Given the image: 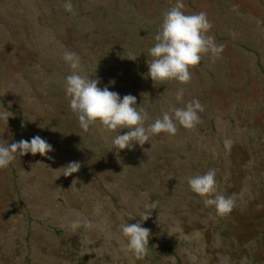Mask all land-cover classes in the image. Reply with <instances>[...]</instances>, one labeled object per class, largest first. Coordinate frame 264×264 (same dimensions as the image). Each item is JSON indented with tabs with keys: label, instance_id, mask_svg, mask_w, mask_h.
<instances>
[{
	"label": "rangeland",
	"instance_id": "obj_1",
	"mask_svg": "<svg viewBox=\"0 0 264 264\" xmlns=\"http://www.w3.org/2000/svg\"><path fill=\"white\" fill-rule=\"evenodd\" d=\"M64 2L0 0V112L12 115L0 119V140L38 135L53 147L0 169V264H264V0H183L186 14L207 13L208 34L224 46L190 69L188 84L148 75L175 0H71L72 13ZM66 50L98 87L135 96L146 125L192 99L204 106L201 123L117 152V132L84 131L71 110ZM70 162L81 168L65 177ZM210 169L218 191L235 199L226 216L185 179ZM146 211L149 251L137 258L122 250L120 226ZM77 219L92 227L72 229Z\"/></svg>",
	"mask_w": 264,
	"mask_h": 264
},
{
	"label": "clouds",
	"instance_id": "obj_2",
	"mask_svg": "<svg viewBox=\"0 0 264 264\" xmlns=\"http://www.w3.org/2000/svg\"><path fill=\"white\" fill-rule=\"evenodd\" d=\"M62 6L69 13L74 10L71 0H65ZM185 7L183 0H175V4L163 13L160 30L154 37L156 43L149 49V55L153 59L147 62L148 75L154 82L176 80L181 84H188L192 80L190 69L198 66L206 55L220 58L224 50V46L218 45L215 37L208 34L213 25L208 20L207 13L201 11L186 14ZM63 59L72 70L65 78V91L70 97V108L77 115L80 127L88 131L90 126L96 125L101 131L117 132L112 140L117 152L131 149L134 144L143 146L146 142L149 143L152 136L162 132L175 136L178 125L191 130L201 123L199 113L204 111V106L198 99H192L184 107H170L153 123L146 125L149 114L142 107L137 106L135 96L128 94L121 98L107 86L103 89L98 87L99 79L81 74V62L77 53L66 50ZM130 59L135 60L136 57L132 56ZM110 83L114 84L115 81ZM183 97L184 89L181 88L177 91L175 99L177 102H182ZM10 116L12 115L7 111L0 112V119L6 122ZM122 129L128 131L121 134L118 130ZM232 143L230 139L224 141L227 149L231 148ZM51 151H53L52 145L38 135L32 137L30 141L21 139L10 145L0 140V169L9 167L16 160L17 154L20 157L28 153L47 156ZM80 168L79 162H70L60 169L63 170V176L67 177L78 172ZM185 179L191 191L204 199L205 206H213L218 215L226 216L235 208V199L218 191L215 169ZM74 182L75 180L72 184ZM152 209H155L154 205ZM151 212L146 211L136 215L140 217L136 223H125L120 226L122 235L127 241L122 245V250L132 252L137 258H143L149 251L151 232L142 225L150 218ZM136 216L129 215V220ZM81 226L91 228L92 224L87 219L83 221L77 219L70 224L72 229Z\"/></svg>",
	"mask_w": 264,
	"mask_h": 264
}]
</instances>
